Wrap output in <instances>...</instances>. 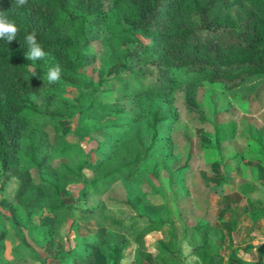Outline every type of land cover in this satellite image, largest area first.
I'll use <instances>...</instances> for the list:
<instances>
[{
  "label": "trees",
  "instance_id": "1",
  "mask_svg": "<svg viewBox=\"0 0 264 264\" xmlns=\"http://www.w3.org/2000/svg\"><path fill=\"white\" fill-rule=\"evenodd\" d=\"M13 2L14 0H0V12L18 28L16 39L11 43L6 38L0 39V181L3 186L10 179H19L13 201L15 206L24 209L28 215L39 209L55 215L60 210L67 209L62 198V193L68 191V179L64 182L65 176L82 182V197H98L107 193L117 182L133 179L137 169L152 156L156 148L154 142L146 145L141 135L132 137L131 124L123 122L109 128V140L102 150L106 157L95 162L90 160L88 164L83 161L75 167L64 163L60 167L61 176L50 168L49 150L58 147V159L70 158L75 146L68 144L60 135L62 129L58 122L68 116L39 108L34 98L44 86H77L76 79L79 74L70 66L74 59L72 53L75 45L60 33V19L62 13H65L67 23H70L67 28L77 24L78 20L84 23L87 34L84 45L87 47L93 43L94 36L99 31L102 2L27 0L26 5L12 8ZM114 2L119 19L129 25L131 32L143 33L151 37L153 42L148 45L140 44L133 51L127 50L124 45L126 55L131 59L136 58L142 64L151 60L150 63L162 68L156 74L139 71L138 74L133 72L128 76L124 86H121L124 99L138 101L155 97L164 103H170L180 83L179 71L177 72L180 67L188 69V77L191 76L193 85H200L201 80L206 81L208 86L215 85L224 92H230L258 82L253 90L244 95V99L264 91V0ZM70 7L83 13L72 14ZM33 32L46 53L38 61L41 65L52 63L50 68L59 66L61 70L60 79L56 83L47 81V68L27 59L29 46L26 36ZM149 46L151 47L148 48ZM139 47L141 50L145 49L146 53L143 54L142 51L141 54ZM75 53V59L84 66L94 61L89 53L84 54V57L78 50ZM127 61L122 58L114 64L127 65ZM177 63L182 65L178 66ZM126 69L131 73L134 67L129 64ZM191 90L190 88V91L185 92V95L188 93L186 100L190 104L187 109L198 111L195 97L190 95ZM163 111L164 106H160L149 126L153 137L161 140L169 136L167 130L177 121ZM126 112L112 110L107 112V116L119 118ZM48 127L54 131L53 140L47 133ZM159 127L166 128L159 130ZM214 128L218 145L227 138H235L234 122H217ZM21 140H25L24 147H20ZM187 169L188 164L185 163L171 174L183 173ZM34 170L37 172V180L32 174ZM85 170L93 173L92 178L86 177ZM56 188L58 189L55 191ZM1 203L9 204L4 199ZM121 203L133 206L129 201ZM87 205L82 213L89 215L83 221L91 222L89 226L96 229L91 230L81 223L80 230L75 229L74 248L79 252L76 258L78 264H121L128 240L132 239L141 244L147 231L157 230L164 223L162 220L152 221L140 214L129 215L128 220L113 217L103 212L105 203L101 200ZM139 218L146 220L143 229L138 225ZM99 219L102 224H99ZM47 220L48 218H43L41 224H45ZM95 220L99 223H95ZM202 224L200 222L199 225ZM16 232L20 240L26 242L20 231L16 229ZM173 235V252H178L174 230ZM5 237L6 234L1 232L0 264L4 261L5 249L2 243ZM159 248L163 253L170 247L160 242ZM260 248L264 249V244ZM199 249L202 262L206 260L207 264H219L220 255L209 244L206 229L202 233ZM67 252L70 251L62 250L60 256H67ZM148 257L139 250L134 264H144ZM35 258L37 261L40 259L38 255ZM157 259L164 264H177L179 261L176 255L169 258L162 254Z\"/></svg>",
  "mask_w": 264,
  "mask_h": 264
},
{
  "label": "rangeland",
  "instance_id": "2",
  "mask_svg": "<svg viewBox=\"0 0 264 264\" xmlns=\"http://www.w3.org/2000/svg\"><path fill=\"white\" fill-rule=\"evenodd\" d=\"M101 2L99 31L97 30L93 43L87 47L84 45L87 36L84 23L78 20L77 24L67 28L70 23H67L66 14L62 13L60 19L58 27L60 33L68 41L73 42L75 50L82 52L83 57L87 53L94 57L93 62L84 66L75 59L76 53L75 50L73 51L74 59L70 62V66L79 74L76 79L77 86L55 88L44 86L34 98L39 108L68 116L67 119L58 122L62 129L60 135L68 144L75 146L70 158L58 159V147L49 150L50 168L61 176L60 167L64 163L75 167L83 161L88 164L90 160L95 162L106 157L107 155L102 154V150L109 140V128L113 124L123 122L131 124L132 137L141 135L146 145L154 142L156 149L137 169L133 179L117 182L107 193L98 197H82L80 194L82 182L65 176L64 182L68 179L66 184L68 191L62 193V198L67 209H62L55 215L48 214L45 209L36 210L28 215L24 209L14 205L13 199L19 186V179H10L3 186L0 181V234L1 232L6 234L2 243L5 249L3 264H49L51 259L58 258L62 250L74 248L75 229L80 230V223L91 230L96 229L89 226L90 221V223L83 221L89 215L82 213L86 209L84 207L86 204L92 205L101 200L105 203L103 212L126 220L129 215L135 214L134 208L139 210L150 200H152L151 207L159 204L157 202L161 199L170 202L171 196L177 201L174 196L180 198V194L176 192V184L187 186L192 184L193 179H198V172L208 168L207 155L211 149L217 154H222L225 159L243 150V144L250 136V124L256 125L258 129L255 133L264 138V91L244 99L243 90L228 94L218 86H208L206 81L201 80L200 85H193L191 76L188 77L187 68L180 67L177 70L180 83L170 103H164L155 97L138 101L124 99L121 86H124L128 76L133 72L138 74L139 71L156 74L162 68L150 63L151 60L142 64L136 58L131 59L126 55V49L133 51L141 46L140 44H153L152 39L138 31L131 32L129 25L119 19L114 9V0H101ZM70 11L72 14L83 13L74 7H70ZM124 45L127 46L126 49ZM141 49L139 47V50ZM142 51L143 54L146 53L145 49L140 51L141 54ZM122 58L128 60L127 65L114 64ZM36 63L47 69L52 65V63L41 65L38 60ZM129 64L134 67L131 73L126 69ZM177 65L182 64L177 63ZM190 88L192 90L189 93L194 95L198 111L187 109L190 104L186 100L188 93L185 95V92L190 91ZM242 100H245V103ZM160 106H164L163 113L177 119L176 123L167 130L169 136L164 138L166 140L153 137V132L149 128ZM112 110L127 112L119 118L107 116V112ZM217 122L235 123L234 143L223 147L217 144L214 128ZM165 128L159 127V130ZM47 133L53 140L54 131L51 127L47 128ZM24 143L25 140H21L20 147H24ZM262 152L264 153V150ZM185 163L188 164L187 171L171 174ZM32 174L37 180V172L34 170ZM84 174L88 178L93 176L88 170H85ZM178 175L180 177H177ZM3 199L9 204H2ZM126 201L133 206L122 205L121 202ZM184 204L189 208L193 201L188 198L184 200ZM148 214L149 217H153L152 214ZM195 216L193 215L191 220ZM43 218H48L45 224H41ZM172 218H175L173 221L180 226L183 224L179 215L171 216ZM142 221L146 220L141 219ZM97 222L95 220V223ZM99 222L102 224L100 219ZM95 223L93 221V224ZM16 229L24 236L26 242L20 240ZM44 252L56 253L45 257ZM37 255L40 257L38 261L35 258Z\"/></svg>",
  "mask_w": 264,
  "mask_h": 264
},
{
  "label": "crops",
  "instance_id": "3",
  "mask_svg": "<svg viewBox=\"0 0 264 264\" xmlns=\"http://www.w3.org/2000/svg\"><path fill=\"white\" fill-rule=\"evenodd\" d=\"M257 85L258 82L247 85L248 89L245 86L226 93L233 94L243 90L244 97V93ZM242 101L245 103V100ZM256 129V125L250 124V136L243 144L244 149L231 157L225 159L222 154L211 149L207 155L208 168L198 172V179H193L192 184L187 186L176 184V192L180 194V198L174 196L177 201L171 196L170 202L161 199L157 202L159 204L151 207L150 200L139 210L135 208V214L147 215L146 218L152 221L162 220L164 223L157 230L147 231L141 244L128 240L120 263L134 264L136 255L141 250L149 256L144 264H164L157 259L162 254L169 258L176 255L179 260L177 264H186L192 256L197 258L192 264H207L206 260L202 262L199 255L201 236L206 229L209 244L220 255L219 264H264V249L260 248L264 244V138L255 133ZM234 141L235 138H227L220 144L223 147ZM188 198L193 201L189 208L184 204V200ZM148 213L153 217H149ZM174 215L181 218V226L173 221L175 218L171 219ZM193 215L196 216L191 220ZM128 219L129 216L126 220ZM141 219L143 220L139 218L138 225L143 229L146 222H141ZM200 222L203 223L201 226ZM173 230L178 252H173ZM160 242L170 247L167 252L162 253ZM185 242L191 249L188 256L184 254ZM68 251L70 252L65 257L60 256L59 252V257L51 259L49 264H78L76 258L79 252L75 248ZM44 253L45 257H50L56 252Z\"/></svg>",
  "mask_w": 264,
  "mask_h": 264
},
{
  "label": "clouds",
  "instance_id": "4",
  "mask_svg": "<svg viewBox=\"0 0 264 264\" xmlns=\"http://www.w3.org/2000/svg\"><path fill=\"white\" fill-rule=\"evenodd\" d=\"M27 4V0H14L12 3V8L22 7ZM18 33L17 26L10 22L3 12H0V39H5L8 43H11L16 39ZM26 43L29 46V51L27 52V59L36 61L38 59H43L46 56V53L43 51L41 45L36 40L35 32L26 36ZM61 70L59 66L54 68H49L47 72V81L49 83H56L60 79ZM185 249V256H188V253L191 251L189 245L185 242L183 245ZM197 258L195 256L190 257L186 264H192Z\"/></svg>",
  "mask_w": 264,
  "mask_h": 264
}]
</instances>
